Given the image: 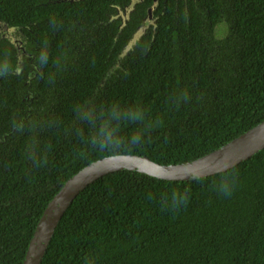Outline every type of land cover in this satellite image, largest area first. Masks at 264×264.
<instances>
[{
	"label": "trees",
	"instance_id": "obj_1",
	"mask_svg": "<svg viewBox=\"0 0 264 264\" xmlns=\"http://www.w3.org/2000/svg\"><path fill=\"white\" fill-rule=\"evenodd\" d=\"M127 1L0 0L36 56L20 65L0 34V264H23L50 201L92 162L186 163L264 121V0H162L154 35L122 55L141 15L123 29L109 15ZM41 264H264V148L204 178L101 176Z\"/></svg>",
	"mask_w": 264,
	"mask_h": 264
},
{
	"label": "water",
	"instance_id": "obj_2",
	"mask_svg": "<svg viewBox=\"0 0 264 264\" xmlns=\"http://www.w3.org/2000/svg\"><path fill=\"white\" fill-rule=\"evenodd\" d=\"M156 3L157 1L154 6H156ZM152 10L153 8L149 9L146 21L151 19ZM2 30L10 32V42L16 46L19 45L14 35V27H9L0 21V31ZM142 34V30L134 33L122 55L132 48ZM263 148L264 121L219 149L186 163L164 165L153 161L147 156L135 154L113 155L94 161L69 178L50 201L37 224L23 264L42 263L53 232L67 207L81 190L103 175L119 170H137L167 180L204 178L232 168Z\"/></svg>",
	"mask_w": 264,
	"mask_h": 264
},
{
	"label": "flooded vegetation",
	"instance_id": "obj_3",
	"mask_svg": "<svg viewBox=\"0 0 264 264\" xmlns=\"http://www.w3.org/2000/svg\"><path fill=\"white\" fill-rule=\"evenodd\" d=\"M37 1L38 0H34L35 6L38 5ZM73 1H76V0H42V3L73 2ZM156 1H157L156 6H154ZM139 4L141 6H139ZM112 6L115 8V11L109 15L110 16L109 21L117 20L119 27L123 29L130 23L132 19L138 16V14H140L141 15V18L139 19L140 22L139 24H137L134 31L137 32V31L142 30L143 34L141 36L152 37L155 33L157 22L160 18V15L164 13L165 1H162V0H141V1L128 0L127 2H124L123 4L113 3ZM150 8H153L152 17L151 19L146 21ZM34 15L36 16V13H34ZM30 19L34 21L32 18H29L26 15H21L19 17V21H25V20H30ZM0 34L4 38L9 39V36L11 33L2 30L0 31ZM14 35L19 44L17 46L18 54H19V59H18L19 64L22 65L24 58L27 56H30L31 59L35 61V58H36L35 54L28 53L25 47L27 44V39L30 37L29 33L25 32L23 29H19L18 31L15 30ZM22 69L23 68L20 66L19 67L20 73ZM30 75H31V71L28 73V76Z\"/></svg>",
	"mask_w": 264,
	"mask_h": 264
},
{
	"label": "rangeland",
	"instance_id": "obj_4",
	"mask_svg": "<svg viewBox=\"0 0 264 264\" xmlns=\"http://www.w3.org/2000/svg\"><path fill=\"white\" fill-rule=\"evenodd\" d=\"M225 27V26H224ZM223 27V28H224ZM226 31H227V29H226V27H225V30L223 31V29L221 30H219V29H217V34L219 35V36H224L225 34H226ZM15 32V31H14ZM222 32H225L224 34L222 33Z\"/></svg>",
	"mask_w": 264,
	"mask_h": 264
},
{
	"label": "clouds",
	"instance_id": "obj_5",
	"mask_svg": "<svg viewBox=\"0 0 264 264\" xmlns=\"http://www.w3.org/2000/svg\"><path fill=\"white\" fill-rule=\"evenodd\" d=\"M109 135H110V134H109ZM135 139H138V137H134V140H135ZM230 194H231L230 191H228V192H227V195H230Z\"/></svg>",
	"mask_w": 264,
	"mask_h": 264
}]
</instances>
